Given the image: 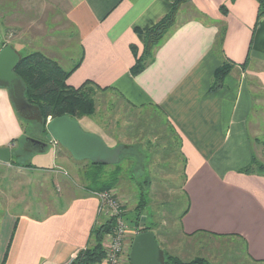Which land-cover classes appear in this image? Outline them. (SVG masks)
Segmentation results:
<instances>
[{"label":"crops","instance_id":"1","mask_svg":"<svg viewBox=\"0 0 264 264\" xmlns=\"http://www.w3.org/2000/svg\"><path fill=\"white\" fill-rule=\"evenodd\" d=\"M174 1L46 0L61 22L74 27L80 45L70 66L55 57L59 53L52 56L65 69L82 58L67 79L70 85L92 80L134 107L159 108L176 131L184 160L183 233L239 240L249 261L264 264V173L240 171L253 156L264 163V16L258 18L257 0H188L154 61L132 74L131 46L142 53L143 32ZM19 45L14 46L23 55ZM224 62L232 68L223 86L211 91ZM18 110L9 88L0 85V147L11 146L12 152V140L24 135ZM52 143L55 164L49 169L66 170L73 160ZM74 167L78 171L76 160ZM99 206V197L87 192L43 215L12 216L5 264H69L89 243Z\"/></svg>","mask_w":264,"mask_h":264},{"label":"rangeland","instance_id":"2","mask_svg":"<svg viewBox=\"0 0 264 264\" xmlns=\"http://www.w3.org/2000/svg\"><path fill=\"white\" fill-rule=\"evenodd\" d=\"M60 19L46 5V0H0V48L4 42L14 45L20 42L23 55L34 50H44L49 56L59 53L55 57H59L64 66H70L80 55L79 39L74 27ZM95 102V113L79 118L80 125L85 131L104 135L111 147L124 144L126 153L120 157L122 172L115 187L94 190L92 194L99 197L98 193L110 192L117 199L128 225V239L133 240L137 231L155 224L152 230L163 254L185 260L202 256L209 264H254L246 258L239 240L204 233L188 237L183 233L180 217L187 205L184 160L177 134L162 111L154 106L134 107L111 90L97 91ZM18 114L25 135L46 139L43 129L45 124L47 128L51 117L44 122L36 107L18 110ZM58 146L73 160L64 165L66 170L49 169L55 164L52 142L43 150H32L31 144L23 139L12 152L17 164L11 163L12 160L9 164H0V260L11 235L12 216L43 215L45 210L61 208L72 195L87 194L88 160L82 163L76 160L79 167L74 172L75 159L66 148ZM28 163L36 167L28 168ZM113 168L105 167L103 178H107ZM61 177L69 183L62 182ZM141 194L147 206L137 224L135 208ZM110 217H113L110 212H100L97 224ZM123 264H130V259L126 258Z\"/></svg>","mask_w":264,"mask_h":264},{"label":"trees","instance_id":"3","mask_svg":"<svg viewBox=\"0 0 264 264\" xmlns=\"http://www.w3.org/2000/svg\"><path fill=\"white\" fill-rule=\"evenodd\" d=\"M186 1L188 0H175L169 12L162 16L153 26L143 32L145 42L141 54L138 53L137 46H131L136 58L134 65L131 67L132 74L136 75L142 72L150 63L154 61L155 49L164 42L173 30L177 12L181 5ZM257 1L259 4V18L264 16V0ZM220 40L221 36L218 38V42ZM5 44L7 43L4 42L3 45ZM81 60L82 58L71 68L65 69L56 59L41 50H34L25 55H21V59L15 68V72L21 78L25 86L24 96L29 103V107L26 109L36 107L46 123L48 117L54 118L61 115H67L69 117L79 119L86 115H93L96 111L95 93L97 91L110 90V87H101L92 80H86L78 87L68 84V77L78 67ZM231 68L232 64L224 62L215 70L214 78L212 84L210 85L211 91H215L223 86L224 77L230 72ZM45 125L43 131L46 136L47 128ZM171 129L176 133L172 127ZM25 134L26 130L24 128V135L21 138L13 139L12 143L17 146L20 140L23 139L24 142H29L31 144L32 150H43L47 147L31 141V138L33 137ZM102 136L104 137V135ZM43 141L48 142L47 138ZM125 153L126 146L122 154ZM12 158L11 163L17 164V160L14 159L13 154ZM78 162L82 163L83 161ZM87 164L88 168L85 170V175L87 180L90 181L88 193H92L94 190L103 191L115 187L122 172L121 161L117 164H104L94 163L88 160ZM108 165L114 166V168L109 173L107 178H103L105 167ZM26 166L34 167L31 163L26 164ZM240 171L244 173H252L255 171L264 173V163L258 162L257 158L253 156L252 162ZM146 206L147 200L143 194H141L140 203L135 208V220L137 224L139 222L140 215ZM186 208L182 212L180 219L185 213ZM15 227L16 223L14 229ZM154 227L155 224L147 225L143 227L141 231L152 230ZM113 228L114 217L108 218L101 224L96 223L91 230L89 243L78 251L69 264H100L106 255L104 239L107 234L113 232ZM10 243L11 242H9L5 250L1 264H5L6 262ZM161 260L162 264H208L207 259L202 256H196L192 259L185 260L172 254H163L162 249Z\"/></svg>","mask_w":264,"mask_h":264},{"label":"water","instance_id":"4","mask_svg":"<svg viewBox=\"0 0 264 264\" xmlns=\"http://www.w3.org/2000/svg\"><path fill=\"white\" fill-rule=\"evenodd\" d=\"M21 59L15 46L7 43L0 48V85L9 88L12 100L19 110L29 107L24 96V83L15 68ZM48 142L55 141L68 150L77 161L117 164L125 149L124 144L111 147L103 136L85 131L77 118L61 115L51 118L47 125ZM31 141L47 146L48 142L31 138ZM11 146L0 147V161L10 163ZM130 264H162L161 248L153 230L139 231L134 236L130 251Z\"/></svg>","mask_w":264,"mask_h":264},{"label":"built area","instance_id":"5","mask_svg":"<svg viewBox=\"0 0 264 264\" xmlns=\"http://www.w3.org/2000/svg\"><path fill=\"white\" fill-rule=\"evenodd\" d=\"M97 194V193H96ZM100 198V212H110L115 219L113 232L107 234L105 242L106 255L100 264H123L126 258H130L133 240L128 239V225L122 216L120 204L110 193H98ZM137 231L136 233H138Z\"/></svg>","mask_w":264,"mask_h":264}]
</instances>
